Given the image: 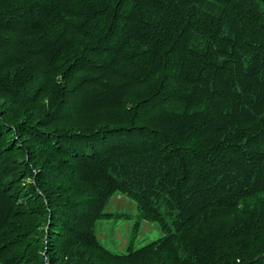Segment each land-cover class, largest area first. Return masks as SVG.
Segmentation results:
<instances>
[{"label": "trees", "instance_id": "1", "mask_svg": "<svg viewBox=\"0 0 264 264\" xmlns=\"http://www.w3.org/2000/svg\"><path fill=\"white\" fill-rule=\"evenodd\" d=\"M0 264H264V0H0Z\"/></svg>", "mask_w": 264, "mask_h": 264}, {"label": "rangeland", "instance_id": "2", "mask_svg": "<svg viewBox=\"0 0 264 264\" xmlns=\"http://www.w3.org/2000/svg\"><path fill=\"white\" fill-rule=\"evenodd\" d=\"M114 216L97 224L95 235L99 242L112 252L128 253V247L137 250L163 235L156 222L141 220L138 232L134 231L139 219L136 202L121 194L114 195L105 209Z\"/></svg>", "mask_w": 264, "mask_h": 264}]
</instances>
